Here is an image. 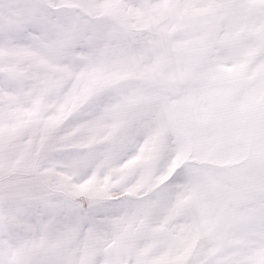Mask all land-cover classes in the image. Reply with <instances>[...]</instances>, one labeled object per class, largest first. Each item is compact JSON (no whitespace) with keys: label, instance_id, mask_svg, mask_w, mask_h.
<instances>
[{"label":"snow or ice","instance_id":"obj_1","mask_svg":"<svg viewBox=\"0 0 264 264\" xmlns=\"http://www.w3.org/2000/svg\"><path fill=\"white\" fill-rule=\"evenodd\" d=\"M0 264H264V0H0Z\"/></svg>","mask_w":264,"mask_h":264}]
</instances>
